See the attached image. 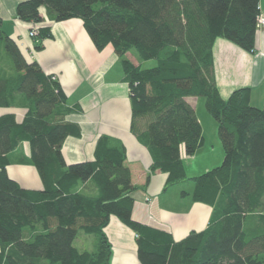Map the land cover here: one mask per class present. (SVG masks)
I'll return each mask as SVG.
<instances>
[{"label": "trees", "instance_id": "trees-1", "mask_svg": "<svg viewBox=\"0 0 264 264\" xmlns=\"http://www.w3.org/2000/svg\"><path fill=\"white\" fill-rule=\"evenodd\" d=\"M260 0H26L17 17L41 23V7L58 22L81 19L95 47L111 45L129 84L131 131L151 153L150 174H168L166 187L195 185L193 200L214 208L206 229L176 242L172 234L132 218L133 184L127 151L101 136L92 161L66 164L62 146L81 135L65 121L72 112L59 81L28 62L0 29V108L23 105L18 123L0 116V264H110L112 246L104 229L116 216L137 234L142 264H264V106L251 104V88L219 93L213 45L224 38L254 52ZM40 39L52 37L49 28ZM37 49L41 46L37 45ZM155 59L153 67L135 65ZM204 97L218 126L223 163L187 178L183 155L203 145V130L189 98ZM22 142L42 190L23 188L7 167ZM148 175V179L150 178ZM83 186V188H81ZM251 224V225H250ZM98 238L93 251L75 246L79 232Z\"/></svg>", "mask_w": 264, "mask_h": 264}, {"label": "crops", "instance_id": "crops-1", "mask_svg": "<svg viewBox=\"0 0 264 264\" xmlns=\"http://www.w3.org/2000/svg\"><path fill=\"white\" fill-rule=\"evenodd\" d=\"M23 1L26 0H0V29L17 43L28 62H37L47 75L59 81L67 97V106L72 112L65 116V121L78 125L81 135L69 136L63 143L62 154L66 164L94 160L98 139L103 135L110 136L125 146L126 164L131 170L133 184L137 187L131 194L134 199L133 220L172 234L176 242L194 231L206 229L213 218L214 208L193 200L195 185L192 181L167 188V173L156 171L150 174L153 158L148 148L131 131L129 84L124 79L121 59L114 48L109 45L99 51L81 19L58 22L46 7L40 8L43 22L35 24L20 20L17 17V6ZM259 6L264 16V0H260ZM41 28H49L52 37L42 40L39 36H30L32 30L38 31ZM37 45L41 48L37 49ZM126 56L133 64L143 65L133 51ZM213 73L223 99H228L240 88H251V104L263 107L264 27L257 30L254 52H248L224 38H217L213 45ZM196 99H187L195 110L196 104L193 101ZM27 111L23 105L0 108V116L12 114L20 123ZM197 117L202 125L198 114ZM202 130L205 145L203 125ZM213 137V148L221 147L218 134L213 132ZM200 149L193 156L182 157L185 169L187 166L197 171L190 177L186 173L187 178L211 170L213 161L209 160L210 154L203 155ZM199 155V166L193 163L187 165V159L193 161ZM31 156L30 144L22 142L9 154L7 172L23 188L42 190L43 182L31 162ZM185 184L189 189L181 190L180 187ZM258 214H264V209ZM104 231L112 246L110 264H142L137 254V234L131 228L112 216ZM80 241L81 246L87 242L84 237Z\"/></svg>", "mask_w": 264, "mask_h": 264}, {"label": "rangeland", "instance_id": "rangeland-1", "mask_svg": "<svg viewBox=\"0 0 264 264\" xmlns=\"http://www.w3.org/2000/svg\"><path fill=\"white\" fill-rule=\"evenodd\" d=\"M133 53L136 54V52L133 50ZM157 64V61L155 59L153 60H150V61H144L143 62V68H148V67H153ZM194 104H196V112L198 114V116L200 117L201 121H202V125L204 127V130H205V138H206V144L203 145L201 147V153L203 155H205L206 153H209L211 158L209 160L213 161V164L211 166L210 169H213L215 167H218L220 166L223 161H224V150H223V147L221 145L220 146H216L213 148V141L215 140V137H213V132L216 134H218V132H216V121L213 119V117L208 113V111L206 110V107H205V103H206V99L204 97H198L195 101H193ZM218 128V127H217ZM201 155H199L197 158H195V160H191L190 159H187L188 163L187 165L193 163L195 164V166H199L200 165V161H199V158H200ZM187 169V171H186ZM186 169H185V173H188L189 177L196 172L195 169L192 170V169H188V167L186 166ZM202 173V172H200ZM188 182H191L189 180H187ZM187 181H184L185 183ZM181 190H188L189 187L188 185H183L182 187H180ZM251 225V224H250ZM85 238V240H87L86 244L84 246H81L80 243V239L81 238ZM98 241V238L95 236V235H86L85 233H83L82 231L79 232V235L75 241V246H77L78 248H83V249H86L88 251H92L95 249V245Z\"/></svg>", "mask_w": 264, "mask_h": 264}, {"label": "built area", "instance_id": "built-area-1", "mask_svg": "<svg viewBox=\"0 0 264 264\" xmlns=\"http://www.w3.org/2000/svg\"><path fill=\"white\" fill-rule=\"evenodd\" d=\"M264 27V16L260 13V15L258 16V18H257V29H261V28H263ZM30 36L32 37V38H37V36H38V31L37 30H32L31 32H30ZM130 91V90H129Z\"/></svg>", "mask_w": 264, "mask_h": 264}]
</instances>
